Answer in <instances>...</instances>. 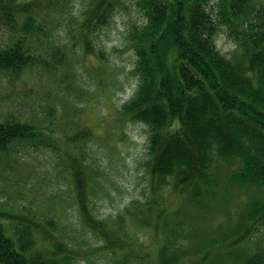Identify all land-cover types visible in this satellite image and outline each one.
I'll return each instance as SVG.
<instances>
[{"label": "trees", "instance_id": "1", "mask_svg": "<svg viewBox=\"0 0 264 264\" xmlns=\"http://www.w3.org/2000/svg\"><path fill=\"white\" fill-rule=\"evenodd\" d=\"M38 1L0 0V24L13 32V41L0 47V72L9 81L51 67L40 40L50 18ZM135 1L146 21L130 31L138 83L122 112L150 130L149 188L115 219L96 214L93 171L82 151L94 133L79 121L67 130L63 154L79 225L113 264H264V241L253 239L264 232V0ZM113 12L110 0L89 5L80 31L86 45L91 27L107 25ZM221 27L235 44L231 57L218 49ZM0 117V152L25 143L62 149L47 134L54 124L13 112ZM236 191L247 195L221 207L226 225L204 219L193 242L198 227L188 214L202 218ZM167 195L179 203L172 206ZM11 206L0 201V264H74L83 255L55 219Z\"/></svg>", "mask_w": 264, "mask_h": 264}, {"label": "rangeland", "instance_id": "2", "mask_svg": "<svg viewBox=\"0 0 264 264\" xmlns=\"http://www.w3.org/2000/svg\"><path fill=\"white\" fill-rule=\"evenodd\" d=\"M93 1L39 0V5L47 6L44 11L50 18L40 40L46 44L51 67L48 71L37 67L12 81L0 72V116L13 112L35 124H54L56 131L47 134L62 147L58 150L25 143L8 153L0 152V201L11 207L27 205L38 211L42 221L53 218L63 225L72 235L71 242L83 253L74 264H113L110 253L99 250L100 241L79 225L80 213L65 173L63 154L69 148L65 136L79 121L93 130L82 151L93 171V207L100 217L115 219L132 200L146 196L150 130L122 112L138 83L133 73L137 55L129 43L130 31L145 23L146 17L135 0H110L114 5L111 20L100 28L91 27L89 46L80 31L83 13ZM215 2L212 0V5ZM11 40L13 32L0 24V47ZM217 43L218 49L232 56L235 44L225 27L220 28ZM91 47L93 52L87 53ZM234 194L215 201L202 218H196L192 211L188 214L187 219L198 227L193 242L200 239L197 234L204 219L216 218L226 225L221 207H230L239 195H247L245 191ZM167 201L172 206L179 203L172 195H167ZM138 234L144 240L148 236L142 231ZM253 239L263 242L264 232ZM236 262L229 259L225 264Z\"/></svg>", "mask_w": 264, "mask_h": 264}]
</instances>
